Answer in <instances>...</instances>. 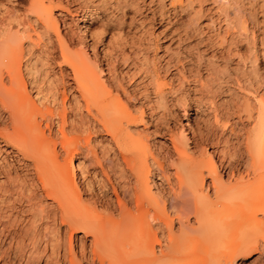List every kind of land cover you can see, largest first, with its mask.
<instances>
[{
    "label": "bare ground",
    "instance_id": "6f19581e",
    "mask_svg": "<svg viewBox=\"0 0 264 264\" xmlns=\"http://www.w3.org/2000/svg\"><path fill=\"white\" fill-rule=\"evenodd\" d=\"M216 1L220 6H203L206 0L148 2L161 23L171 9L175 16L188 18L173 29L169 14L168 25H163L161 33L173 29L170 35L179 43L203 36L202 28L213 29L194 45L167 54L163 76L149 66L148 56L140 59L134 40L126 54L122 34L101 44L100 52L96 46L104 33L92 29L95 19L109 9L138 15L144 8L138 0H97L79 8L75 34L80 48L72 42L74 34L61 33L57 16L67 26L68 17L76 18L79 11L62 0L55 5L52 0H30L24 16L35 18L36 29L30 20L15 24V13L1 10L0 140L11 152L32 160L37 174L32 186L41 194L20 193L17 203L25 207L17 215V206L8 211L0 207V264H228L243 249L264 246V92L256 113L247 96L238 103L253 120L245 137L234 131L220 137L210 120L224 85L242 83L249 91L263 85L257 63L264 56V35L254 31L256 12L249 15V28L235 7L237 0H223L226 7ZM206 13L217 17L201 22ZM89 37L95 40L91 46ZM154 42L156 52L159 44ZM238 43L245 50L234 52ZM42 45L59 69L61 103L56 94L50 101L30 94L40 72L30 58ZM215 47L211 56L201 54ZM244 61L250 63L249 81L241 78ZM65 77L71 82H64ZM184 98L187 123L178 131L161 125L160 117L172 113L170 104H183ZM146 113L154 125L151 131L138 129L145 125ZM77 117L89 123L85 131L73 124ZM193 123L197 130L190 141L185 127ZM162 127L166 130L160 131ZM95 133L104 136L92 145ZM155 135L164 140L152 147L149 138ZM230 142L237 145L232 153L226 147ZM97 144L104 146L98 150ZM3 168L8 183H0V191L14 181L13 167ZM63 229L64 238H59Z\"/></svg>",
    "mask_w": 264,
    "mask_h": 264
},
{
    "label": "rangeland",
    "instance_id": "374dc122",
    "mask_svg": "<svg viewBox=\"0 0 264 264\" xmlns=\"http://www.w3.org/2000/svg\"><path fill=\"white\" fill-rule=\"evenodd\" d=\"M96 1L97 0H91V1L90 0H62V3L65 6L69 7L70 10L75 11V13H76V9L78 11L79 8L81 9V7H83V6L95 5V4H97ZM143 1L144 0H140V1L138 0L140 8L144 7L143 9H140V11L138 12V15L132 14L130 12L131 14L127 13L125 16H123V13L120 10L116 11L113 9H109V10L105 11L104 14H101L99 19H95V22L92 24V29H94L96 32H99V30H100V32L102 31L104 33L103 35H101V40H100L101 43H98V44L96 43V46L100 52L101 51V44L107 45L111 42L112 39H118L119 40V35L122 34V37L125 38L126 44L128 46V47H126V50H125L126 54H129V51L131 50V48L133 46L131 43L134 40L136 47L140 46V49H141L139 51L140 55H138L140 57V59L143 60V58L145 56L146 57L148 56L149 66L156 67L157 69H159V71L161 72L160 74L163 76V69H161V68L163 67V65L165 63V59L167 58V54H171V53L175 52L178 47H181V49L186 48L187 47L186 45L191 44L190 42H192V45H194L195 44L194 42L198 41L199 38H201V37L205 38L206 35L208 36L209 33H212L213 29H211V31H212L211 32L209 28L208 29L202 28L203 32H205L203 35L204 37L202 35L201 36L198 35V38H197V36L195 35V37H193L192 39L182 40L181 43H179L178 40L177 41L175 40L176 39V38H174L175 36L173 37V35H170V33H172L173 29L180 28L182 26V24H184V23L186 24L188 22V18H185L182 14H177L179 16H177V15L175 16L174 11L171 8H168L171 10L170 11L168 10L169 13H167V10L165 11L166 12V15L164 16L165 22L163 21L161 23V21H160L162 18L161 15L157 13V14H155L156 15L155 16L154 13H152L153 8H150L148 6V2L150 0H145L144 2ZM215 1L214 0H206V2L203 4V6L213 5L212 7H218V5L221 3H217V1L215 3ZM225 1L227 2L228 0H225ZM225 1L222 0L221 2H223L222 5L226 7ZM237 1L238 2L235 4L237 6H235V5L234 6L237 8L239 6L240 12H242V14L245 16V19L249 21V23H248L249 28L251 25L250 23L252 22V21H250L251 16L249 17V15L251 13L254 14L256 12V21H258V27H256L254 31L256 33V36L260 33H261L260 35H264V33H262V32H264V0H237ZM52 2L54 5L57 4V0H52ZM29 3H30V0H0V13L2 11H6L7 9L11 10L15 13V15L11 18V20L13 22L15 20L16 21L30 20L29 22L33 25V27H35L33 24V21L35 18H33V17L27 18L24 16V14L26 13L25 8H27ZM228 8H232V6L229 7V5H228ZM56 13L58 14L57 10L54 11L55 16H57ZM178 13H180V12H178ZM76 14L78 15L76 18L72 19L71 17H68L67 21H68L69 25H67V26H63L59 16H57V18H58V21L60 24L61 33L64 34V31L66 30V31H69L70 33L74 34V35L71 34L73 37L72 42L76 48L77 47L80 48L82 46L81 42H80L81 40L79 39L78 35H76L77 34V32H76L77 26L76 25L78 23L77 18L81 17L80 10ZM169 14H170L169 19H171V20L173 19L172 20L173 29L166 30V31H164V33H161L163 30H165L164 26L168 25L167 24V18L169 16ZM206 14L207 15H203V17L201 18V20H200L201 22L206 23L207 20L209 19V17L211 15H213L212 13H209V14L206 13ZM242 14L240 13L241 16H242ZM132 16H133V19H131ZM213 16L217 17V15L215 13ZM244 16H242V18ZM153 19L155 20V24L151 23L152 22L151 20H153ZM16 21L14 22L15 24H16ZM173 22H175V23H173ZM100 27L101 28L103 27L102 28L103 30ZM104 28H105V30H104ZM35 29H36V27H35ZM120 30H122L123 32L120 33L119 32ZM155 39L158 41V44H159V49L156 52L153 51L154 46H155V42H154ZM68 41L70 42L69 39H68ZM94 41H95L94 39L92 40L91 37H89L86 42L88 43V45L91 46L94 43ZM179 44H181V45H179ZM238 44H237V46L235 45V47L237 49L235 47L233 48L234 52L239 50L240 47H241L242 51L245 50V47L242 48V46L240 45L241 43L239 45ZM259 45L260 44H257V46H256L257 50H259ZM74 46H73V48H74ZM168 46L171 49L169 51V53L166 51ZM249 47H251V45ZM200 49H201V46H200ZM215 50H216V47L215 48H209L207 51L202 52L201 54L209 57V56H211V53L214 52ZM39 51H41V52H39ZM195 52H196V50H194V53ZM47 57H48V50H47V48L44 47V45H42L40 49L34 50V54L30 58L31 64L34 67H37V69L40 72L38 75L37 88L34 87L33 90L30 91L31 87L29 86L28 90L30 91V94L33 98H35V99L42 98V99H46V100L48 99L49 101L51 100L52 96H54L56 94L55 96L58 100V103H61L60 101L62 100L63 87H62V84L60 83L61 82L60 78H59L60 76L58 73H56L59 71V69H58L56 63L52 62V60H50L49 57H48L49 60H47ZM234 62H235V60H234ZM154 63H155V65H154ZM198 64L199 63L195 60L194 65L197 66ZM241 66H242L241 68L243 70L241 72L245 73V76L241 74L242 75L241 78L246 77L244 79L245 80L248 79V81H249L250 76H248V75H250V73H249L250 63L248 61H246V62L244 61ZM257 66L264 75V56H259V61L257 63ZM121 69H123L122 65L118 69L119 75L122 74ZM246 73H248V74H246ZM55 74H58V75L55 76ZM67 81L71 82V80L68 77H65L64 82H67ZM248 81H247V83H248ZM125 83H126V85H128L130 82L126 80ZM241 85H242V87H241ZM241 85L233 84V86L232 85L230 86L232 89L229 88L228 85L227 86L224 85L223 88H225L226 90L224 89L222 91L225 92L226 94L223 93L222 91H221L222 93L220 92V94L219 93L216 94L217 100L215 99V103H214V106L212 108V110L216 109V111L215 110H213L214 112L211 111L212 115H210L211 116L210 120L213 122L212 125H215V127H216V125L218 126V127H216L217 130L215 129V127H214V129H215L216 133L218 134V136H220V137H225L227 135H230L231 131H234L235 133L234 132H232V133H234L236 135H240L242 137H245L246 130H248L252 126L253 120L251 118H249V116L247 118V116H246L247 114H245V113L243 114L242 108L240 107L241 105H239V104H241V102H242L243 95H244V97L247 96L250 99V102L252 104L253 112L256 113L258 110L257 108H259V100H260L259 96H260V94H262V92H264V83H263V85L262 84H260V85L256 84L257 86L256 85H255V87L252 86V89L255 88L253 90L256 93L253 90H250V91L246 90L243 87L242 83H241ZM247 86H250V85L248 84ZM256 88H258V89H256ZM229 89H231L230 92L232 91V93L229 92ZM37 93H39L38 94L39 96H36ZM67 94H68V101H69L71 99V92H67ZM238 97H239V99H238ZM224 99H226V101H223ZM185 100L187 101V99L184 98L183 104L181 103L179 105L174 103V104H172L173 105L172 106L169 103L170 108L172 107L171 108V110H172L171 115L172 114L173 115L172 116L167 115L164 118L160 117V120L163 121V122H160V124L162 123L161 125H165V126L167 125L172 131L181 130L182 125H185L187 123V120H188V117H187L188 115L184 114L185 113L184 112L185 107H183V105L185 106V103H186ZM181 101L182 100L180 99V102ZM184 101H185V103H184ZM180 105H182V106H180ZM239 107L241 109H238ZM192 113H196V111H194ZM216 118H218V121L216 120ZM82 120H84V117ZM82 120H80V117H77V120L75 119L73 121L74 122L73 124H75V127L79 131H85L86 128H88L89 123L87 121H85L86 119L84 121H82ZM214 121L217 124H215ZM77 123H79V124H77ZM85 123H87V124H85ZM153 126L154 125L151 123L148 113H146L145 125L140 126L138 129L144 130L147 128L151 131V130H153ZM165 126H164V128H165ZM195 126L196 125L193 123L191 127H185L187 136L190 139V141L192 140L191 138H193L192 135H193V132H195L194 130L195 129L197 130V127H195ZM82 127H83V129H82ZM162 130L165 131L166 129H163V127H162L160 131H162ZM101 136H104V134L103 133L93 134L92 135V142H91L92 145H94V140L95 139L99 140ZM195 136L197 138V134ZM163 140L164 139H163V137H161V135H155V136H152L149 138V142H150L152 147L154 146V142H160ZM220 145L222 147L226 146V145H223L222 143H220ZM220 145H219V147L221 148ZM235 145H236L235 142H230L229 145L226 146L228 148L227 151L232 153L233 152V146L234 147L237 146V145L236 146ZM102 146H104V145H102ZM102 146L100 144H97L96 148L99 150ZM243 147L244 146L242 145V148ZM206 148L208 149L209 152H212V150H213L209 146H207ZM7 151L11 152L13 150L10 147H7L5 145V143L2 142V140H0V161H1L0 162V183H2L3 185L5 184V182L8 183L7 181H4L5 180V175H4L5 172L3 171V169H4L3 165L4 166L8 165L10 167H13L11 169L13 171L12 177L14 180L11 183L6 184L7 187L9 185L7 190L4 189L6 191H3V190L0 191V192H2V193H0V197H1L0 198V207L4 208L5 211H8V209H7L8 207H10V206L16 207L17 206L16 209H14V211H13L15 213V215H17V213L21 212V209L23 207H25V204H22V206H19V204L17 203V199L20 197V193L23 196H25V195L30 196V193H31V195H33V192H34V194L38 193V195H40L41 192H39V190H36L37 188L32 186V184H33L32 179L36 180V177H37V174H36L34 167H33L32 160L30 158L24 156V155L18 154L17 152H15V153L11 152L12 153L11 154V153H7ZM14 155H16V156H14ZM4 158L7 159L6 163L8 161V164H6L4 162V160H5ZM215 160H217V159H215ZM9 163L13 166L9 165ZM76 164H77V161H76ZM1 165H2V168H1ZM2 181H4V182H2ZM113 182L115 183L114 179H113ZM10 190L14 193L10 192ZM14 197L16 199H14ZM63 233H65L64 229H63V231L60 232V235H58V236H60L59 238H61L62 236L64 238ZM47 234H49L48 231H47ZM50 240H53V241L55 240V239H52V235H51ZM228 264H264V246L262 244L261 245L259 244L258 247L251 246L249 248H245L242 251L238 252L236 255H234L231 258V260H229Z\"/></svg>",
    "mask_w": 264,
    "mask_h": 264
}]
</instances>
